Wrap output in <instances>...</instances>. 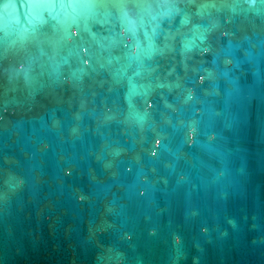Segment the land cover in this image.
Returning a JSON list of instances; mask_svg holds the SVG:
<instances>
[{"label": "water", "instance_id": "obj_1", "mask_svg": "<svg viewBox=\"0 0 264 264\" xmlns=\"http://www.w3.org/2000/svg\"><path fill=\"white\" fill-rule=\"evenodd\" d=\"M0 264H264V0H0Z\"/></svg>", "mask_w": 264, "mask_h": 264}, {"label": "clouds", "instance_id": "obj_2", "mask_svg": "<svg viewBox=\"0 0 264 264\" xmlns=\"http://www.w3.org/2000/svg\"><path fill=\"white\" fill-rule=\"evenodd\" d=\"M193 138H194V134H193ZM160 142L158 141L157 144H159Z\"/></svg>", "mask_w": 264, "mask_h": 264}]
</instances>
